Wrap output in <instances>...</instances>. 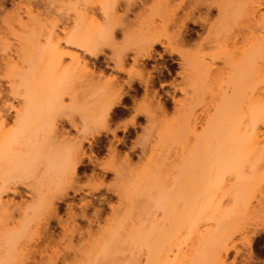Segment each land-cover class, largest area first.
<instances>
[{"label":"bare ground","instance_id":"1","mask_svg":"<svg viewBox=\"0 0 264 264\" xmlns=\"http://www.w3.org/2000/svg\"><path fill=\"white\" fill-rule=\"evenodd\" d=\"M79 1L75 0L74 3H72V0L70 1L72 3L70 6H73L74 11V18L71 21L72 27L69 30H65V28L61 30V27L60 31L64 37L59 38L56 30H58L57 25L62 21L61 16L59 19L55 18L52 22H50L51 17H46V15L54 16L51 14V8L55 0H27V2L25 0V4H27L23 6L24 9L21 7L22 3L19 0L18 3H12V13H6L5 0H0V23L8 27L6 30L14 32V27L12 28L14 24L20 31L22 30L21 35H18L20 32L18 29V32L15 31L17 33L10 34V31L8 32L10 37H14L16 40L15 42L12 41L17 45L16 47L15 45L13 46L14 52L9 50L12 44L6 38L8 36H0L4 43L8 41L5 43L6 45H10L6 47L4 43H0L2 45L0 46V70L3 66L7 67H5L6 71L2 69L1 73H4L0 75V79L12 80V83L9 81L10 84H7L10 95H12L13 99L21 98L22 100L20 108H15L14 104L12 105L11 103L7 107L6 101L3 100L0 106V224L3 226L0 231V264H73L71 259L70 262L68 261L70 253H73V260L77 262V256H80L79 258L81 259L79 261L82 260V264H100L101 262L104 263V261L106 263L107 259H109V262L111 260L110 257H114V255L110 256V253L114 254L115 251L123 247V244L127 245L128 243L132 244L133 248L131 249H135V253L134 251L129 252L128 257L130 259L125 258L126 260L124 259L125 261L123 260L124 262L121 264H125V262L126 264H132V262L139 264L140 260H137L136 257L145 259L142 264H170L172 262L171 259L169 263H166L169 259H167L168 251H171V246L173 247L176 242L180 243L178 241L182 240V237L180 236L179 238L178 235H180L182 230L191 228L197 237V229L193 230V228H197L202 221L203 223L204 221L207 223L210 221L212 225L216 224L214 220L215 207L219 209V214L226 211L227 208L220 209V207H223V199H228L226 196L229 197L235 192L236 196L233 195L234 198H229L236 203L237 200L235 198L246 190L247 184L251 181L258 182V179L264 175V165L263 168L262 166L261 168L258 167L261 162H264V101L261 100V95L264 94V86H260L262 81L259 80L262 77H258L263 73L261 71H264L263 41L262 39L258 40L259 37L252 43V39L248 38V35L245 36V34H241L240 37L235 35L236 37L230 38L229 41L226 40L228 39L227 37H223V35L227 34V31L222 29L231 22L229 21L230 17L231 19L232 17L236 18L237 16L234 17V15L238 13L237 15L242 16L244 14V18H247L250 12V9H247L248 13L245 12L246 8L243 9V7V10H240L238 5L234 6L239 10H236V8H233V10L230 2L236 4V0H234V3L231 0H229L230 2L224 0H156L154 2V0L153 6L151 5L152 7L150 6L151 8L148 11L153 13L154 16L155 14L158 16L156 17L161 22V26H159L161 28H157V25H154V20H150V15H147L148 19H144L146 15L142 18L143 14L148 13L144 11L145 2L138 3V0ZM121 2L124 3V13L118 14ZM44 5L46 7L43 8V12H37L36 9ZM33 8L37 13H33ZM21 9L23 11L20 12ZM200 10L204 11L203 16L199 14ZM214 11L218 13L216 23L209 18ZM239 11L243 13L240 14ZM98 12L103 17L101 23L95 17ZM131 13L134 14L137 22H139L138 26L136 24L139 30L136 29L132 33L130 31L135 27L132 28L131 26L132 29L130 30V22L128 21V15ZM251 14L253 15V12ZM42 15L49 20H44L45 17ZM23 17L27 19H23ZM40 17H43L44 19H41L45 22L47 21L48 26ZM260 18L262 19H260L262 24H264V14ZM226 19L228 20L227 24ZM223 23L226 24V26L224 25L225 27H221ZM168 25H172V27H175L174 29L177 27L178 33L174 35L175 37H170L171 34L169 32V35L166 33ZM190 25L198 26L207 32V36L200 40L199 48H202L205 44H214L218 48L225 49L207 54H194L187 49L172 47L171 42L173 39L178 40L181 46L189 44V40L182 38L181 31ZM215 27L217 29L221 28L219 30L221 34L219 33V35L223 38L218 36V30ZM212 30L217 34L215 35L214 33L212 36ZM134 32H136L137 36L134 35ZM223 32L226 34L222 35ZM118 33L123 36L125 41L124 44H121L122 46L114 43V37ZM220 39L225 40L224 43L226 41L229 42L227 44L231 45V47L223 46L224 43ZM248 39L251 41L249 40L250 43L247 45ZM61 44L64 47L72 48L73 51L65 50ZM3 45L4 48H2ZM157 46H160L163 52L170 56L178 57V66L181 65L183 73L189 72L188 74L197 88L203 87L204 83L205 86H209V82H213L215 71L219 70H214L215 61L220 62L222 68L230 69L232 73L228 81H223V83H226L223 96L222 98L219 97L221 99L219 102L216 101L215 106H212L214 114L212 116L207 115L208 110L205 109L201 110L200 113H196L195 105L183 111L182 109L184 108L181 106V111L173 115L177 119L181 116L180 120L178 119L180 126L178 124L177 127H179V130L174 126L175 130L177 129L176 131L171 127L176 123L174 120H172V123L170 118L169 120L168 118L159 117L161 120L167 119L172 124L168 126L170 124L166 122L167 120L160 121L162 125L159 127L160 129L157 127L159 131L162 130L161 127L165 122L170 130L164 125L165 129L163 128L161 132H166V135L175 136V139H177L184 131L182 130L183 125V129L187 127L185 126L186 123L192 130L189 131L187 128L185 130L187 129L189 134L192 133L191 137L192 139L194 138L187 147L186 143H183L185 141H180V143H183L180 147L181 151H178L180 155L178 156L175 153L174 157L172 156L175 158L177 155L178 157L176 156V158L180 159L178 161L175 158L172 163L170 160L168 166L163 164L166 155L161 158L162 153L160 155L162 163H160L158 154H153L156 155L154 157L155 160L159 159L153 163L154 165L151 164L154 166L153 169L149 165L147 167L148 163L143 164H146L147 167L146 169L143 168V170L140 168L141 165L137 166L135 165L136 163L134 164L135 166L132 164L130 166L131 156L128 152H123V157L118 160L120 161L119 165L118 163L116 165V160L120 157V153L111 141L109 142L107 157H104L103 160L96 159L92 152L88 154L85 151L84 144L91 146L93 141L107 135H111L112 139L119 143L116 137L117 130L120 129L125 132L129 126L135 128V120H140L141 117L148 122L145 125H152L158 119L159 115L154 114L156 112L151 109L155 107H150L152 80L146 63L155 55ZM107 50L111 52L108 60L113 63L112 69L116 73L126 76V81H124L126 88L121 85L123 82L119 83L117 75L107 76L104 81L100 80L104 77V73L98 66L100 65V59L106 56ZM11 53L16 55L17 59L15 58V60H19L25 65V69L18 72L22 65L18 66L19 64L16 62L12 64V61L15 60H12ZM130 54H132L131 58L129 57ZM86 57L88 58L86 59ZM66 58L70 60L68 63H64ZM128 60H131V63L126 67ZM258 61L261 65L256 64ZM7 73L8 76H6ZM15 77L18 83L14 82ZM66 82L69 84H65ZM61 84L63 85L61 86ZM222 85L224 84L221 83L218 86L221 87ZM71 86L72 89L68 98L71 102L70 105L72 104V110L78 117L75 118L70 116V114L67 116L65 113V116L61 115L63 118L59 114L54 115V112L58 113L63 108V105L61 106L62 102H60L62 101L61 90L64 94ZM183 91L184 88L181 89V92ZM56 92L60 101L57 98V101L56 99H53V101L51 99L50 101L52 97L49 95L56 94ZM1 93L3 94V90L0 86V100ZM138 96L141 97V100L138 102L139 106L134 108V113H132L134 115H130L131 118L128 117L130 118L128 122H123V125L113 128L112 114L116 107L121 106L128 97L134 99ZM171 98L174 105L181 103L179 100ZM51 102L58 105L50 107V104H54ZM156 105L157 110L164 113L163 105L159 102ZM10 110L14 113V118L11 121L13 124H10L11 126L8 124V126L6 123L11 117ZM185 112L187 113L185 114ZM183 119L186 120L184 123ZM63 120L70 129L62 128L64 127L61 124ZM5 126L9 128L6 129ZM59 126L61 129H59ZM150 127L148 125L146 129L144 127L142 130H145L144 132L149 130L150 133ZM196 127L202 128H199L200 133L197 132ZM71 131H74L75 135H71ZM156 131L158 130L156 129ZM188 132L186 133L188 134ZM160 133L159 137L157 136L156 138H159L158 143L161 141L160 138L163 139ZM186 133L184 132V134ZM176 135L179 136L177 137ZM165 137L164 141L167 139ZM184 137L186 135L182 134L180 138L184 139ZM143 138L145 139L144 136ZM158 143L153 142L152 147L154 145L158 146ZM135 146L137 145L135 144ZM157 146L153 148L157 149ZM159 149L160 147L157 152ZM140 151H142L141 148ZM152 151L150 152L153 153ZM154 158L152 157V159ZM86 160L88 161L87 165L85 164ZM89 165L92 170L89 172L88 182L85 181L87 184L79 185V172L83 168L86 170ZM36 166L39 167L36 169L32 168ZM158 166L160 167L158 168ZM95 167H98L103 174L114 175L109 185H105L103 177L95 173ZM131 167L132 169L138 167L139 170H132ZM31 168L33 170L32 173L34 170L36 171L34 174H29L31 173ZM126 168H128V172ZM131 170L133 173H131ZM134 171L138 174L134 173ZM127 174H130V177ZM24 175L27 177L25 178ZM25 179L29 180H26V182ZM230 179L233 180V183L230 182L231 184L227 182ZM19 187L30 191V197L32 198L30 200L32 202L24 208H21L20 204L15 203L12 198L11 200L2 199V196L8 193L18 194ZM83 188L88 189L90 192H96L101 188L112 192L120 200V204L115 207L118 209L119 206H123L121 207V214H118L114 205L109 203L110 213L112 212L111 216H108L105 220L106 226H98V230L95 232H93L92 224L100 220L99 212L94 213L93 217L95 220H89L88 226L84 230L75 223L76 216L72 213V210H70L67 220L63 221L58 216L57 204L68 199L70 193L77 194ZM236 190H238V193ZM135 198L137 200L142 199L141 201L144 202L137 203ZM228 201L226 200V202ZM83 202L81 203L80 201L82 204L80 205L83 209H86L89 202ZM123 202L128 204L127 207H125L126 205L124 206ZM137 204H141L142 207L140 208V205L137 206ZM136 210L139 215L134 220L133 211ZM215 212L218 213L217 210ZM156 213L159 214L160 218L157 217L158 215L156 216ZM15 215L21 216L20 221L16 226L8 228V222H13ZM82 217L85 218L84 214ZM217 217H215L216 220ZM218 219L220 218L218 217ZM53 221H56L61 227L62 234L57 241L59 243L62 242L66 246V252L56 253L51 250L54 248L53 246L58 244L54 239V234L50 231V225ZM215 229L216 227L214 228L213 225L212 229L204 230L200 234V236L204 235L200 239L202 243L197 241V244H203H200L202 248L203 246L205 248L210 246L209 248L211 249L208 250H212L213 256L211 264H219V261L233 250L227 243L217 241L220 238L224 241L225 236L220 234L222 238L217 235L219 233ZM191 230L189 231L190 235H192ZM219 230L221 232V229ZM31 235L36 236V242L26 248L22 246L24 249H20L22 248L20 247L18 248L20 250H16L17 241L20 238H24V236L29 238ZM76 236L81 240L83 239L80 243H83V245L79 246L80 248L72 244V240ZM218 236H220L219 239ZM202 237L204 238L202 239ZM126 240L130 241L127 242ZM186 240L189 239L187 238ZM115 241L118 243H115ZM39 242L42 244L40 247L38 245ZM114 243L117 245L115 246ZM119 244L120 247H118ZM215 245H217V249ZM37 246L39 249H35ZM113 246L115 248H112ZM197 246L196 252L200 251L199 253H201V251H204L205 248L199 250ZM213 249L216 250L213 251ZM213 252L215 253L214 255ZM208 255L211 254L208 253ZM36 256L39 257V260L36 259ZM127 259L129 262H127ZM110 262L109 264H115L112 260Z\"/></svg>","mask_w":264,"mask_h":264},{"label":"rangeland","instance_id":"2","mask_svg":"<svg viewBox=\"0 0 264 264\" xmlns=\"http://www.w3.org/2000/svg\"><path fill=\"white\" fill-rule=\"evenodd\" d=\"M21 1V3H22V8H23V6H25L26 4H25V0H20ZM30 1H33V0H30ZM71 1V0H70ZM70 1L68 0H55V2L53 3V7H54V9H53V7L51 8L52 9V15H54V16H49V15H46V17H48V18H50V22H52V21H54L55 20V18L56 19H59L60 18V16H61V23L59 22V24L57 25V28H58V30H56V32L58 33V36H59V38H62V37H64V35H63V33L60 31V29H61V27H62V29L61 30H64V28H65V30L67 29V30H69L70 29V27H72V20H73V18H74V11H73V6L71 7L70 6V4H72V3H74L75 2V0L73 1L72 0V3H70ZM153 1L154 0H144V2H145V5H146V7H145V12H148V13H146V14H143L142 15V18H143V16L144 15H146V16H144V19L146 18V19H148L147 17L150 15V20H154L153 22H154V25H157V28L159 27V26H161V22H160V20L159 19H157V15L155 14V16H154V14L153 13H151V12H149L148 10H149V8H151L153 5ZM224 1H228V2H230L229 0H224ZM231 1H233V3H234V0H231ZM19 2V0H16V3H18ZM26 2H27V0H26ZM78 2H80L79 0H78ZM154 2H156V0L154 1ZM235 2H237L236 4H232L231 2H230V5H232L233 7H232V9L234 8H236L234 5H238V8H240V10L242 9V7H243V9H245L246 8V11L245 12H247L248 13V10L250 11L249 13H248V16H247V18H244V14H242L243 12H240L239 11V13L240 14H242V16H240V15H234V17L235 16H237L236 18H233L232 17V19H231V17L228 19L229 21H231V22H229L228 23V28H227V26H226V24H227V22H228V20L226 21V24L225 23H223V26H221V27H225L224 29H222V30H225L226 29V33H222V35L223 34H226V35H223V37H227L228 39H226L227 41H229V39L230 38H234V36L236 35L237 37H240L241 36V34H245V36H247L248 35V38H250V39H252V43H254V41H256L255 39H258L259 37V39L258 40H260V39H262V44H263V48H264V26H262V25H264V24H262V19L260 18V17H262V15L264 14V0H240V1H238V0H236ZM69 4V5H68ZM152 5V6H151ZM243 5V6H242ZM123 6H124V3L123 2H121V4H120V7H122L123 8ZM151 6V7H150ZM240 6V7H239ZM46 7V5H44V6H40L39 8H37L36 10H37V12H40L41 11V13L43 12L42 10H44L43 8H45ZM97 8H98V6H96ZM148 8V9H147ZM5 9H6V13H10L11 11H12V5H5ZM24 9V8H23ZM99 9V8H98ZM233 9V10H234ZM242 9V10H243ZM248 9V10H247ZM36 10H34V8H33V13L35 14V13H37L36 12ZM236 10H239V9H237L236 8ZM251 10H252V12H253V15L251 14L252 12H251ZM21 11H23L22 9L20 10V12ZM53 11H55V12H53ZM231 11V10H230ZM229 11V12H230ZM13 12V11H12ZM11 12V13H12ZM144 12V13H145ZM232 12V11H231ZM122 14V13H124V11L123 10H120V8H119V10H118V14ZM150 13V14H149ZM9 15H12V14H9ZM148 15V16H147ZM151 15H153L152 17H151ZM227 15L229 16V14H228V12H227ZM42 16H44V15H42ZM157 16V17H156ZM246 16V15H245ZM45 17V16H44ZM45 17V19L43 18V17H40V19L41 18H43L44 20H49V19H47ZM95 17H96V19H97V21L99 22V23H101L102 21H103V17L99 14V12H98V14H96L95 15ZM243 17V18H242ZM152 18V19H151ZM23 19H27L26 17H23ZM43 19H41L44 23H46ZM135 19V20H134ZM261 19V20H260ZM217 20H218V13H217V11H214V17L212 18V22L214 21V23H216L217 22ZM25 21V20H24ZM27 21V20H26ZM129 22H130V30L133 28V27H135V28H133L131 31H130V33H132L134 30H136V29H138L139 30V27H137L138 26V24H139V22H137V19L133 16V19L132 20H128ZM138 21H140L139 19H138ZM142 21V20H141ZM216 21V22H215ZM155 23H157V24H155ZM158 23H160V24H158ZM136 24H137V26H136ZM220 24H222V23H220ZM46 25L48 26V24L46 23ZM217 25V24H216ZM215 25V26H216ZM225 25V26H224ZM131 26H132V28H131ZM169 27L167 28V31H166V33H170L171 35H170V37H173L174 35H176L177 33H176V31H177V28L176 29H172L171 28V26L172 25H168ZM218 26V25H217ZM14 27V32L15 31H17V29H18V27L14 24V25H12V28ZM220 27V26H219ZM6 28H8V27H6V26H3L1 23H0V36L1 37H3L2 35H6V36H8V37H6V36H4V37H6L10 42V44H12L11 46L13 47L14 45H15V47L17 46L16 45V43H13V42H15L16 40H15V38L13 39L12 37H10V34H13L14 32L11 30H6ZM15 28H16V30H15ZM159 28H161V27H159ZM216 28V27H215ZM217 29V28H216ZM215 29V31H217L218 30V36H220L219 35V30L221 29V28H219V29H217L216 30ZM3 30V31H2ZM158 30V29H157ZM214 30V29H213ZM212 30V32H213V34L211 33V35L213 36L214 35V31ZM222 30H221V32H222ZM10 31V34L8 33ZM18 31H20V29H18ZM17 31V32H18ZM22 31V30H21ZM19 32V34L18 35H21L22 34V32ZM172 31V32H171ZM17 32H15V33H17ZM66 32V31H65ZM250 32V33H249ZM8 33V34H7ZM21 33V34H20ZM135 33V34H134ZM133 34L134 35H136V32H134ZM169 33H168V35H169ZM217 33H215V35H216ZM221 34V33H220ZM252 35V37H251V35ZM228 35V36H227ZM239 35V36H238ZM250 35V36H249ZM137 36V35H136ZM207 36V32H206V34L203 36V37H201V38H195L194 40H189V44L188 45H183V46H181L180 45V42L178 41V40H176V39H173L172 40V42H171V46L172 47H175V48H177V49H183V50H189L190 52H192V53H194V54H207V53H213V52H215V51H218V50H220V49H225V48H218L217 47V45H214V44H211V45H207V44H205L202 48H199L198 47V44L200 43V40H202V38H205ZM235 36V37H236ZM257 36V37H256ZM135 37V36H134ZM175 37V36H174ZM220 37H222V36H220ZM222 37V38H223ZM130 38H133V37H130ZM138 38V37H137ZM137 38H136V40H137ZM5 39V38H4ZM134 39V38H133ZM250 39H248V42H247V45L250 43ZM1 41H0V43H4L3 41H2V39H0ZM220 40H222L223 41V43H224V41L225 40H223V39H220ZM250 40V41H249ZM13 41V42H12ZM130 41L131 42H133V40L132 39H130ZM135 41V40H134ZM226 41V43H224L223 44V46L224 45H227V46H229V48L231 47V45H229V44H227V43H229V42H227ZM6 42H8V41H6ZM5 42V43H6ZM167 42V41H166ZM4 43V45L7 47V45H9V44H5ZM114 43H115V45H120V46H122L121 44H124L125 43V41H124V39H123V36L121 35V36H119V35H116L115 37H114ZM197 44V45H196ZM4 45H3V47L2 48H4ZM0 46H2V45H0ZM10 46V45H9ZM9 47V50L11 51V52H14L13 51V49H14V47L12 48V47ZM61 46L62 47H64V45L63 44H61ZM228 48V49H229ZM6 49H8V48H6ZM64 49L65 50H70V51H73V49L72 48H67V47H64ZM227 49V48H226ZM15 50V49H14ZM79 52V51H78ZM263 52H264V50H263ZM81 53V52H80ZM107 53L108 54H111V52L109 51V50H107ZM4 54V53H3ZM12 54V53H11ZM130 56H132V54H130ZM264 56V55H263ZM15 58L17 59V57H16V55H13L12 54V60H15ZM88 57H86V59H87ZM172 59H174V60H178L179 61V59H178V57H176V56H172ZM91 60V59H90ZM207 60V59H206ZM264 60V59H263ZM70 60L69 59H64V63H68ZM257 61V60H256ZM14 62H16V63H18L17 65L18 66H21L22 65V67H20V70L18 71V69H17V71L18 72H20V71H22L23 69H25V65H23L19 60L17 61V60H15V61H12V64L14 63ZM20 62V63H19ZM217 61H215V63H214V66H215V68H214V70H217V69H219V70H217V71H215V74H214V77H213V79L214 80H212L213 82L211 83V82H209L210 84H209V86H205V83H204V86L202 87H199V88H197L195 85H194V81H193V79L192 78H190V76H189V72H187V73H183V69H182V67H181V65L179 66V68L178 69H176V71L178 72L177 73V76L178 77H176L175 78V81L174 82H172V86H173V88H174V93L172 94V97L175 99V100H179L181 103H177V104H173L172 106H173V108H171V109H167V108H165L164 106V109H165V111H164V113H162L161 111H158L157 110V108H156V102L153 100V99H155V97H153V98H151L150 99V107L152 106V107H155V108H151V109H153V111L154 112H156V113H154V114H158L157 116H158V119L156 120V122L155 123H153L152 125L151 124H148V125H150L151 127L149 128V129H151L150 131V133H149V130L148 131H146V132H144L143 130H142V128H144L145 127V129H146V127L148 126V125H145V124H147L148 122L143 118V119H140V120H135L136 121V127L138 126V128H137V134H136V136H135V139H134V142H133V148H132V152L131 153H129L130 154V156H131V163H130V166H132V165H134L135 163V165H137V166H140L141 165V169L143 170V168L144 169H146L147 167H148V165L149 166H151V169H153L154 168V166H152V165H154L153 163L156 161V160H159L160 159V161H157V162H160V163H162L163 161H162V157H163V155H166V159L165 160H167V161H165L164 159V162H163V164H165V165H167L168 166V162L171 160V163H172V160L173 159H175L176 158V156L178 155H180L179 154V152L181 151L180 150V147H181V145L183 144V143H186L185 145H186V147H187V145L189 144V142L191 143L192 141L191 140H193L192 139V137H191V135H192V133L191 134H189V132H188V130L189 131H191L192 129L188 126V125H186V123H185V126H187V127H185V128H187L186 130H185V128L183 129V127H184V125H183V127H182V130H184L183 131V135H186V137H187V139H186V137H184V139L182 138H180V137H182V134H180V137H178L177 135V139H180V140H177V139H175V136H173L174 137V139H173V137H172V135H166L167 133L165 132V133H163V132H161L162 130H163V128L165 129V127H164V125H166L167 123L168 124H170L171 122H172V120H174L176 123H174L173 124V126H171L172 124H170V125H168V126H171V127H173V130L174 131H176L175 130V128H174V126L175 127H177L178 126V124H179V122H178V119L179 118H181V116H179V118L177 119L175 116H173L174 115V113H175V115H176V113L177 112H179V111H181L180 109H181V106H182V108H184V109H182L183 111H185L186 110V108H188V107H191V106H194L195 105V112L196 113H200V111L201 110H208V112H207V115H209V116H212L214 113H213V111L212 110H214V108L212 107V106H215L214 104H216L217 102H219L220 101V99L222 98V96H223V93H224V91H225V88H226V83L224 82L223 83V81H228V78H229V76H230V74L232 73L231 71H230V69H228V68H222V65H221V63L219 62H217ZM262 62V61H261ZM264 63V62H263ZM15 64V63H14ZM256 64H260L261 65V63H259V61L256 63ZM11 65V64H10ZM179 65V64H178ZM18 66H17V68H18ZM257 66V65H256ZM5 67L6 66H3V68H1V70H0V75L2 74V73H4V72H2L1 73V71H2V69H5ZM9 67V66H8ZM24 67V68H23ZM126 67H128V66H126ZM7 68V67H6ZM22 68V69H21ZM221 68V69H220ZM14 69H15V65H14ZM150 69V68H149ZM182 69V70H181ZM7 69H5L4 71H6ZM9 71V70H8ZM16 71V70H15ZM97 71V70H96ZM261 72H263L262 74L261 73H259V74H261V75H259L258 77H262V78H260L261 80H259V81H262V83H261V85L260 86H264V71L262 70ZM111 75H117V73L116 72H112V74H110V75H107V74H105L104 73V77L103 78H101L100 80H102V81H104L106 78H107V76L108 77H110ZM151 75V74H150ZM6 76H8V73L6 74ZM118 76V75H117ZM106 77V78H105ZM122 78H124V79H126V76H124V77H122ZM253 78V77H252ZM254 79V78H253ZM256 79H257V77H256ZM11 83L13 82L12 80H9ZM9 81H7L5 78H3V79H0V86L2 87V90H3V94L1 95V102H0V106L2 105L1 103H2V100L3 101H6L5 102V104L7 103V107H8V105L11 103L13 106H15V108H20L21 106H22V100H21V98H18V99H13V97H12V95H10V90H8L9 88V86L7 85L8 83L10 84V82ZM251 81V80H250ZM14 82L15 83H18V80H17V78L15 77L14 78ZM257 82H258V80H257ZM221 83L222 84H224V85H222L221 87H219L220 85H221ZM64 84V83H63ZM63 84H61V86L63 85ZM65 84H69V83H65ZM219 85V86H218ZM65 86V85H64ZM63 86V87H64ZM73 86V85H72ZM72 86L70 87V89H68V91L67 92H65L64 94L62 93V90H61V94L63 95H61V99H62V101H60L59 100V98H57L58 96H57V92H56V94H52V95H49L50 97H52V98H50V101H51V99H52V101H53V99L55 100L56 98L58 99V101H60V102H62V104H61V106L63 107L62 109H61V111H59L58 113H56V112H54V115H62V116H65L66 114H67V116H69V114H70V116H73V117H75V118H77L78 116L74 113V110H72V108H71V105H70V100H69V98H68V96H70L69 95V93H70V91H71V89H72ZM223 86H225V87H223ZM66 87V86H65ZM206 87V88H205ZM182 88H184V91L183 92H181V89ZM221 88H223V89H221ZM63 89V88H62ZM56 91V90H55ZM54 91V92H55ZM222 92V93H221ZM221 94V95H220ZM229 94H230V92H229ZM48 96V97H49ZM60 96V95H59ZM262 97H261V100L262 101H264V94H262L261 95ZM47 97V98H48ZM219 97H221V98H219ZM219 98V99H218ZM57 99H56V101H57ZM255 99V98H254ZM259 100H260V98H259ZM56 101H54V102H56ZM182 101H184V102H182ZM217 101V102H216ZM54 102H51V103H54ZM58 103V102H57ZM60 104V103H59ZM191 104H193V105H191ZM4 105V104H3ZM53 105H55V103L54 104H50L49 106L51 107V106H53ZM56 105H58V104H56ZM55 105V106H56ZM60 106V105H59ZM137 106H139V103H138V105ZM179 108H178V107ZM66 107V108H65ZM65 108V109H64ZM68 108V109H67ZM71 108V109H70ZM56 109V108H55ZM63 110V111H62ZM156 110V111H155ZM209 111H211V112H209ZM73 112V113H72ZM12 113V114H11ZM56 113V114H55ZM63 113V114H62ZM64 113H65V115H64ZM181 113H184V112H181ZM181 113H180V115H181ZM187 112H185V114H186ZM13 112H11V110H10V118L7 120V123H6V125H10V124H13L11 121L13 120ZM162 114H164V115H162ZM166 114V115H165ZM178 114V113H177ZM162 115V116H161ZM61 116V117H62ZM165 116V117H164ZM177 120H175L173 117ZM159 117H163V118H170L171 119V122L170 121H168L167 119H162L161 120V118H159ZM63 118V117H62ZM131 118V117H130ZM130 118H126V119H124V118H121V119H115V122H116V124H115V126H113V127H119V126H121V125H123L124 123H126V122H128V120L130 119ZM169 119V120H170ZM187 119V118H186ZM166 121L167 123H165L164 122V124H163V126L161 127L162 128V130L161 131H159V127L162 125V123L160 122V121ZM180 120V119H179ZM182 120V119H181ZM184 120V119H183ZM158 121V122H157ZM186 120H184L183 121V123L185 122ZM124 122V123H123ZM140 122V123H139ZM147 122V123H146ZM170 122V123H169ZM178 122V123H177ZM66 122L63 120V122L61 123V124H63L64 125V127H62L63 129H65V128H67V129H70L69 128V126L68 125H66L65 124ZM123 123V124H122ZM139 123V124H138ZM173 123V122H172ZM182 123V122H181ZM182 123V124H183ZM155 124H159V125H155ZM177 124V125H176ZM8 125V126H9ZM154 125V126H153ZM166 125V126H167ZM11 126V125H10ZM144 126V127H143ZM167 126V127H168ZM179 126H180V124H179ZM6 127V129L7 128H9V127H7V126H5ZM159 129H158V128ZM189 127V128H188ZM154 128H156L158 131H156V129H154ZM169 128V127H168ZM167 128V129H168ZM178 128V130H179V127H177ZM199 128H201V127H196V130H198L197 132L198 133H200L199 132ZM59 129H61V127L59 126ZM148 129V128H147ZM202 129V128H201ZM169 130H170V128H169ZM168 131V130H167ZM148 132V133H147ZM161 132V133H160ZM180 132H181V130H180ZM184 132L186 133V132H188V134L186 133V134H184ZM196 131H195V133H197ZM145 133V134H144ZM147 133V134H146ZM159 133H160V136L162 135L163 136V139L162 138H160L161 139V141L163 140V142H161L160 140V142L158 143V139H156L157 138V136L159 135ZM169 133V132H168ZM75 135V132L74 131H71V135ZM142 134H144L143 136L145 137V139H147V141H145V139L143 138V136H142ZM151 134V135H150ZM164 134V135H163ZM139 135H141L142 136V138H141V136H139ZM155 135H156V137H155ZM118 136V134H116V137ZM138 136V137H137ZM149 136V137H148ZM166 136V137H165ZM109 138H111V136H108ZM150 137H152V138H150ZM159 137V136H158ZM164 137L165 138H167V139H165V141H164ZM172 138V139H170V138ZM150 138V139H149ZM190 138V139H189ZM104 138H100V139H98V140H96V141H93L92 143H95V142H98V141H100V140H103ZM140 139H142V140H140ZM154 139V140H153ZM186 139V140H185ZM138 140V141H137ZM173 140V141H172ZM180 141H185V142H181L180 143ZM186 141H188V142H186ZM140 142V143H139ZM153 142L154 143H158V146L157 145H154V146H157L158 148L160 147V149H159V151H161V152H157V150H158V148L157 149H154L153 147H152V145H153ZM135 144L137 145V146H135ZM140 147H139V146ZM180 145V146H179ZM184 145V146H185ZM190 146V145H189ZM188 146V147H189ZM139 147V148H138ZM185 147V148H186ZM140 148H141V150L142 151H140ZM151 148V150H153L152 152L153 153H151L150 151L151 150H149ZM144 150V151H143ZM188 150V149H187ZM124 151H127V150H125L124 149ZM179 151V152H178ZM120 153V157H118V159L116 160V165H117V163H118V165H119V163H120V161H118V160H120L122 157H123V153H121V152H119ZM142 153V154H141ZM144 153V154H143ZM161 153H162V156H161V158H160V155H161ZM175 153H177V155L175 156V158H173L174 157V154ZM133 154H136V156L134 157L133 156ZM153 154H158V156H159V159L157 158L156 160H155V156L156 155H153ZM173 156V157H172ZM177 156V157H178ZM105 158L107 157V155H105L104 156ZM150 157V158H149ZM152 157L154 158V159H152ZM172 157V158H171ZM181 157V156H180ZM138 158V159H137ZM169 158H171V159H169ZM104 159V158H103ZM102 159V160H103ZM143 159H144V161H143ZM150 159H152V160H150ZM169 159V160H168ZM178 159H180V158H178ZM177 158H176V160H178ZM176 160H175V162H176ZM141 161V162H140ZM149 161H151V162H149ZM153 161V162H152ZM179 161V160H178ZM177 161V162H178ZM264 161V160H263ZM122 162V161H121ZM143 162V163H142ZM175 162H173V163H175ZM141 163V164H140ZM144 163H148L147 164V167H146V164L145 165H143ZM150 163V164H149ZM170 163V162H169ZM264 162H261L260 163V165L258 166V167H260L261 168V166H262V168H263V164ZM132 164V165H131ZM152 164V165H151ZM134 165V166H135ZM156 165H158L157 163H156ZM130 166H129V168H130ZM133 166V167H134ZM143 166V167H142ZM145 166V167H144ZM163 166V165H162ZM29 167H31V166H29ZM28 167V168H29ZM39 166H36V167H32V168H38ZM157 167V166H156ZM155 167V168H156ZM160 166H158V168H159ZM166 167V166H165ZM32 168H31V173H29V174H34L36 171L34 170V172L32 173ZM163 168H164V166H163ZM259 168V169H260ZM127 169V172L129 171L128 170V168H126ZM125 169V170H126ZM131 169H132V167H131ZM137 170H139L138 169V167L136 168ZM136 169H132V170H136ZM165 169V168H164ZM131 170V171H132ZM160 170V169H159ZM261 170V169H260ZM257 171H259V170H257ZM262 171V170H261ZM28 172V171H27ZM164 172V171H163ZM260 172V171H259ZM131 173H133V171L131 172ZM130 173V174H131ZM134 173H136V171H134ZM23 174H25V173H23ZM28 174V173H27ZM129 174V175H130ZM136 174H138V173H136ZM264 174V173H263ZM128 174H127V176H129ZM132 176H133V174H131ZM156 175V174H155ZM159 175V174H158ZM157 175V176H158ZM135 176V175H134ZM154 176V175H153ZM24 177H25V175H24ZM24 177H23V179H24ZM27 177V176H26ZM25 177V178H26ZM113 177H114V175H112V178L110 179V181L109 182H112V180H113ZM130 177V176H129ZM259 177H260V175H259ZM26 180H29V179H25V181ZM251 180V179H250ZM253 180V179H252ZM24 181V180H23ZM24 181V182H25ZM247 181V180H246ZM27 182V181H26ZM106 183L105 185H109L110 183ZM114 182H115V180H114ZM228 183H233V180L232 179H230L229 181H227ZM230 183V184H231ZM248 185V187L246 188V190L245 191H243L244 192V194H243V192H242V194H237L238 196L235 198L237 201H239L238 203H237V201H236V203H234L233 201H231V199L230 198H234V196L233 195H235L234 193L235 192H233V195H230L229 197L228 196H226V198H228V199H225L224 197V199H223V201H222V205H223V207H220V209L222 208H227L226 209V211H224V212H220V214H219V209L217 208L216 209V207H215V209H214V220H215V222H216V224L214 223L213 225H214V228L216 227V229L215 230H217V233H219V234H217V235H222V236H225L224 237V241L220 238V236H218V239L220 238V240H217V241H222L223 243L225 242V244L227 243V245L228 246H230V247H232V251L228 254V255H226V257L224 258L223 257V259L222 260H220L219 261V264L221 263V264H235L236 263V261H237V259L239 258V257H241V256H244V255H247L248 256V258H253V257H255L256 255H258V254H262V253H264V175L263 176H261V178L260 179H258V182H254V181H251L250 183H248L247 184ZM241 187V186H240ZM242 188V187H241ZM249 188V189H248ZM240 189V188H239ZM242 190H243V188H242ZM219 192V191H218ZM236 192L238 193V190H236ZM239 193H240V191H239ZM246 193V194H245ZM219 194H220V192H219ZM132 196V195H131ZM233 196V197H232ZM236 196V195H235ZM242 196H243V198H242ZM133 198H134V196H132ZM11 198H12V200H14V202L15 203H17V204H20V206H21V208H24L27 204H29V203H31L30 202V200H32V198L30 197V191H28V190H26V189H24L23 187H19L18 188V194H12V193H8V194H6V195H4V196H2V199L3 200H11ZM132 198V199H133ZM136 199V198H135ZM134 199V201H135V204H136V200ZM142 199H139V200H137V203L139 202V203H142V202H144V201H141ZM226 200L228 201V202H226ZM118 201V202H117ZM141 201V202H140ZM225 202V203H224ZM231 202H233V203H230ZM229 203V204H228ZM118 204H120V200L117 198L116 199V202H114L112 205H114V207L115 206H118ZM123 204H124V206L125 207H127V205L128 204H126L125 202H123ZM224 204H226V205H224ZM234 206H233V205ZM236 204V205H235ZM122 205V204H121ZM140 205V208L142 207L141 206V204H139ZM138 204H137V206H139ZM232 205V207H230ZM227 206H229V207H227ZM120 207V206H119ZM118 207V209H117V207H115L117 210H116V212H118V214L122 211V208L121 207H123V206H121L120 208ZM134 207V206H133ZM135 208H136V206H135ZM135 208H133L134 210H135ZM139 208V209H140ZM231 208V209H230ZM229 209V210H228ZM123 210H125V209H123ZM215 210H217V212L218 213H216L215 212ZM110 211H111V209H109V211H108V213L107 214H105L104 216H102V218H100V220L98 221V222H96L97 223V225L95 224L94 226H92V229H93V232H95V231H97L98 230V226H100V227H104V226H106V222H105V220L107 219V217L109 216H111V213H110ZM138 211L136 210V211H133V214H134V217H133V219L134 220H136L137 219V217H138V215H139V213H137ZM142 212V211H141ZM140 212V213H141ZM223 213V214H222ZM121 214V213H120ZM158 215V216H157ZM219 215V216H218ZM223 215H225V216H223ZM156 216L158 217V218H160L159 217V214L158 213H156ZM161 216V215H160ZM220 218V219H218V217ZM215 217H217V220L215 219ZM20 219H21V216H19V215H15L14 216V221L13 222H8V228H12V227H14V226H16V224L20 221ZM226 219V220H225ZM218 220H220V221H218ZM226 222H225V221ZM217 222H218V224H217ZM223 222V223H222ZM99 223V224H98ZM203 225H202V224ZM199 225H198V227L196 228V227H192L193 228V230L194 229H197V231H196V234H197V237L195 236V232L194 231H192L191 230V228H186L185 226H184V228H186V230H182L181 232H180V235H178L179 236V238H180V236L182 237V240H180V241H178V242H180V243H173L174 244V246L172 247L171 246V248H170V250L171 251H168V256H167V261H166V263H169L171 260H172V262H170V264H211V262H212V259H213V256H212V250H208V249H211V248H205L204 246H203V248H202V246L201 245H203V244H201L202 243V241H200V239H201V236H204L203 234L200 236V234L201 233H203L204 232V230L206 231H208V229L209 228H211L212 229V222H210V221H208V223L207 222H205L204 221V223H203V221L201 222ZM221 223V224H220ZM219 225V226H218ZM222 225V226H221ZM225 225V226H224ZM203 227V228H202ZM218 227V228H217ZM220 227V228H219ZM222 227H224V228H222ZM183 228V229H184ZM1 229H3V226L0 224V231H1ZM199 229V230H198ZM202 229V230H201ZM218 229H221V232H220V230L218 231ZM192 231V235H190V232L189 231ZM201 231V232H200ZM210 231V230H209ZM213 231V230H212ZM125 232H127V231H125ZM200 232V233H199ZM189 233V234H188ZM206 233V232H205ZM199 234V235H198ZM224 234V235H223ZM28 235V234H27ZM189 237H188V236ZM194 235V236H193ZM191 236V237H190ZM198 236H200V237H198ZM221 236V237H222ZM28 236H24V238H20V240L19 241H17V246H15V247H17L16 248V250H20V249H24V248H26L27 246H30V245H33V243L34 242H36V236L35 235H31L29 238H27ZM61 237V235L60 236H54V239L57 241V240H59V238ZM197 239H196V238ZM189 239V240H186V239ZM204 237H202V239H203ZM223 238V237H222ZM84 239H86V238H84ZM195 241H194V240ZM225 239H226V241H225ZM83 240V239H82ZM82 240L81 239H79L78 237H74L73 238V240H72V244L73 245H75L76 247H79V246H81V245H83V243L82 244H80L81 242H82ZM177 240H179L178 238H177ZM227 240H228V242H227ZM127 242L128 241H130V240H126ZM191 241V242H190ZM197 241L199 242H201L200 244L198 243L197 244ZM58 242V244H56L55 246H53L54 248L53 249H51V250H53V251H55L56 253L58 252V253H62V252H66L65 250H66V246L62 243V242H60L59 243V241H57ZM117 241H115V243H116ZM222 242H221V244H222ZM77 243V244H76ZM114 243V244H115ZM118 243V242H117ZM193 243V244H192ZM120 244H122V243H120ZM120 244H119V246L118 247H120ZM127 244V243H126ZM192 244V245H191ZM218 244H220V243H218ZM38 245H39V247L42 245L40 242L38 243ZM117 244H115V246H116ZM196 245H198L197 246V248H199V245H200V248H199V250H201V248L202 249H204V251H201V253H199V252H196L195 250H196ZM22 246H24V248L22 247ZM115 246H113L112 248H115ZM127 247V248H125V247ZM192 246V247H191ZM216 246V249H217V245H215ZM14 247V246H13ZM20 247H22V248H20ZM39 247L37 246L35 249H39ZM117 247V248H118ZM212 247H214V246H212ZM18 248H20V249H18ZM80 248V247H79ZM82 248V247H81ZM131 248H133V246H132V244H130V243H128L127 245H124L123 244V247L121 248V249H119L118 251H115L114 249V251H115V253L114 254H112V253H110V256H112V255H114V257H110L111 258V260L113 261V262H115V264H121L122 262H124L126 259L125 258H128V259H130V257H128V253L129 252H133L134 251V253H135V249L133 250V249H131ZM195 248V249H194ZM14 249V248H13ZM76 249H78V248H76ZM207 249V250H206ZM216 249H213V251L214 250H216ZM15 250V249H14ZM113 250H111V251H113ZM113 251V252H114ZM194 251H195V254H194ZM207 251H209V252H207ZM71 252V251H70ZM206 252H207V255H206ZM216 252V251H215ZM15 253H17L16 251H15ZM48 253H49V251H48ZM170 253V254H169ZM197 253V254H196ZM203 253V254H202ZM208 253L209 254H211V255H208ZM231 253H233L234 255H233V257L231 258ZM206 255V257H205V255ZM215 253L213 252V255H214ZM17 255V254H16ZM197 255V256H196ZM72 256V257H71ZM198 256H200V257H198ZM73 253H70L69 254V258H68V261L70 262V259H71V262L73 263V264H82L81 263V261H79V259H81V258H79L80 256H77L78 257V262L77 261H74L73 260ZM202 257H204L203 259H202ZM174 258V259H173ZM192 258V259H191ZM201 258V259H200ZM36 259L37 260H39V257L38 256H36ZM125 259V260H124ZM128 259H127V262H129L128 261ZM136 259L138 260H140V262H138L139 264H142V262H143V260H145V259H143V257H141V258H138V257H136ZM171 259V260H170ZM196 259V260H195ZM204 259H205V262H204ZM108 260L109 259H107L106 261L108 262ZM110 260V261H111ZM124 260V261H123ZM177 260V261H176ZM206 260H208L207 262H206ZM109 261V262H110ZM131 261V260H130ZM200 261V262H199ZM75 262V263H74ZM80 262V263H79ZM105 263V261H104V263L103 262H101L100 264H109V262L108 263ZM135 262V261H134ZM177 262V263H176ZM180 262V263H179ZM198 262V263H197ZM83 263H84V261H83ZM86 263V262H85ZM111 263V262H110ZM215 263V262H214ZM40 264H45V263H40ZM60 264V263H59ZM125 264H126V262H125ZM129 264V263H128ZM132 264H134L133 262H132Z\"/></svg>","mask_w":264,"mask_h":264},{"label":"flooded vegetation","instance_id":"3","mask_svg":"<svg viewBox=\"0 0 264 264\" xmlns=\"http://www.w3.org/2000/svg\"><path fill=\"white\" fill-rule=\"evenodd\" d=\"M141 2H144V0H138V3H141ZM12 3H16V0H5V5H12ZM120 10H123V8L120 7ZM132 14L133 13L128 15V20L133 19L134 14L133 15ZM199 14L203 16L204 11L200 10ZM213 17H214V12L210 14V17H209L210 20H212ZM171 28L174 29L175 27L171 26ZM176 33L178 32L176 31ZM205 34H206L205 30L201 29L198 26H193V25H190L188 26V28L181 31V36L185 40H194L195 38H201ZM117 35L121 36L120 33H118ZM109 56L110 54H108L106 51V56L100 59V65L98 66V68L107 75H110L112 74V72H115L112 69L113 63L108 60ZM129 57L131 58L132 56L129 55ZM177 61L178 60L172 59V56H170L169 54L163 52V49L160 46H157L155 49V55L153 56V58L146 62L147 69L151 74V80H152L150 98L155 97V99L153 100L156 103L157 102L161 103L167 109L173 108L172 106L173 101L171 97H172V94L174 93V88L172 86V82H174L175 78L178 77L177 76L178 72L176 71V69L179 68L178 66L179 62ZM130 63H131V60H128L127 66ZM117 75H118L117 77L119 78V83L121 84L123 82L121 85H123L124 88H126V85L124 82L126 81V79L122 78L125 75L118 74V73ZM140 100H141L140 96L135 97L134 99L128 97L126 100H124L122 104L123 106L121 105V106L116 107V109L114 110L112 114L113 126H115L116 124L115 119H121V118L126 119L130 117V115L133 116L134 114L132 113H134L133 112L134 108L137 107L138 102H140ZM141 119H143V117H141ZM137 128L138 126L135 128L129 126L125 132H123L120 129L117 130L116 134H118L117 139L119 140V143L113 140L111 135H107L106 137H103L104 138L103 140L92 143L91 146H89V144H84V149L88 154L92 152L94 156L96 157V159L100 160V159H103L105 155H107V151L109 148V142L111 141L113 142V146L116 148L118 152L131 153L133 151L132 145H133L135 136L137 134ZM108 136H111V138H109ZM124 149L127 151H124ZM133 156L135 157L136 154H133ZM85 164L86 165L88 164L87 160L85 161ZM91 170H92V167L90 165L87 167L86 170L85 168L80 170L79 175H78L79 185L87 184L85 183V181H87L89 172H91ZM95 173L103 177L105 184L106 182L108 183L110 179L112 178V174H103L98 167H95ZM85 192L87 193V195ZM93 196L94 198H92ZM116 199L117 197L112 192L107 191L105 188H101L100 190L96 192H90L88 189L83 188V190L77 194L70 193L68 199H65L62 203L57 204L58 216L61 217L63 221H65L67 220L69 216L70 210H72V213L76 216L75 223H77V225L84 230L85 228H87L89 220H95L93 217L95 212H99L100 218H102V216L107 214L110 209L109 203H111L112 205L114 202H116ZM80 201L81 203L83 201H84L83 203L89 202L88 207L86 209H83ZM83 214L85 218L82 217ZM95 224L96 222H93L92 226H94ZM50 228H51L50 231L54 234V236L58 237L62 234L61 227L58 225L56 221H53L51 223Z\"/></svg>","mask_w":264,"mask_h":264},{"label":"crops","instance_id":"4","mask_svg":"<svg viewBox=\"0 0 264 264\" xmlns=\"http://www.w3.org/2000/svg\"><path fill=\"white\" fill-rule=\"evenodd\" d=\"M231 253V258L233 257ZM235 264H264V253L258 254L253 258H248L247 255L241 256L237 259Z\"/></svg>","mask_w":264,"mask_h":264}]
</instances>
